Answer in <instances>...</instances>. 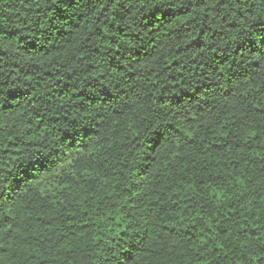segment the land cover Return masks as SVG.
<instances>
[{"label": "trees", "instance_id": "obj_1", "mask_svg": "<svg viewBox=\"0 0 264 264\" xmlns=\"http://www.w3.org/2000/svg\"><path fill=\"white\" fill-rule=\"evenodd\" d=\"M0 264H264V0H0Z\"/></svg>", "mask_w": 264, "mask_h": 264}]
</instances>
